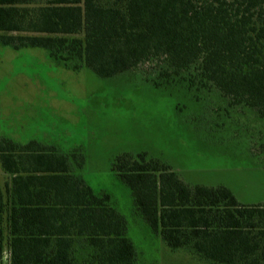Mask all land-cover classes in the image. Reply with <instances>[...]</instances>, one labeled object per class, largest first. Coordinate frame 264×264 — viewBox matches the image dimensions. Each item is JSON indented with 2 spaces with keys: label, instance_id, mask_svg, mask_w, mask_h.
Returning a JSON list of instances; mask_svg holds the SVG:
<instances>
[{
  "label": "trees",
  "instance_id": "16d2710c",
  "mask_svg": "<svg viewBox=\"0 0 264 264\" xmlns=\"http://www.w3.org/2000/svg\"><path fill=\"white\" fill-rule=\"evenodd\" d=\"M0 43L102 78L142 70L156 86L214 89L264 118V0H0ZM82 165L75 150L0 137V264H136L125 217ZM111 168L168 248L205 264H264V204L187 183L145 152Z\"/></svg>",
  "mask_w": 264,
  "mask_h": 264
},
{
  "label": "rangeland",
  "instance_id": "374dc122",
  "mask_svg": "<svg viewBox=\"0 0 264 264\" xmlns=\"http://www.w3.org/2000/svg\"><path fill=\"white\" fill-rule=\"evenodd\" d=\"M148 76L134 70L102 78L65 67L42 48L0 43V137L78 152L85 181L109 193L125 217L136 264H205L150 229L111 163L145 152L187 183L224 185L240 203L264 204V118L228 105L214 89L156 86Z\"/></svg>",
  "mask_w": 264,
  "mask_h": 264
}]
</instances>
